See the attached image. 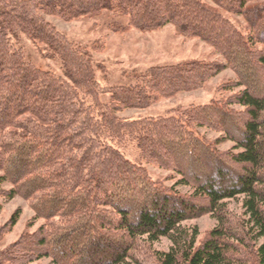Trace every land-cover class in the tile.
Here are the masks:
<instances>
[{
  "label": "trees",
  "instance_id": "1",
  "mask_svg": "<svg viewBox=\"0 0 264 264\" xmlns=\"http://www.w3.org/2000/svg\"><path fill=\"white\" fill-rule=\"evenodd\" d=\"M209 1L0 0V186L6 183L11 187L0 195L24 199L35 219L53 222L49 235H38L36 240L22 237L0 255V264H27L41 256L55 264H129L128 252L141 238L151 243L166 238L171 243L167 252L156 254L158 264H240L228 256L229 239H235L229 231L216 227L197 246L196 228H182L183 222L204 213L219 216L221 203L236 197H243L246 236L254 242L263 240L254 243V258L255 264H264V90L252 94L256 82L243 79L251 71L264 72V3L246 19L252 37L245 39L222 12L242 15L248 0ZM114 10L127 16L134 29L172 25L178 35L203 41L235 73L245 89L231 101L246 109V120L242 131L231 127L235 149L240 152L227 156L228 162L195 139L185 123L118 117L124 109L147 105V97L131 89L108 93L106 105L99 104L94 93L82 94L93 100L88 108L83 109L76 100L79 88L81 93L88 91L86 63L78 49L55 45L52 30L43 23L41 14L70 22ZM20 35L46 44L59 56L64 77L73 89L23 60L20 49L10 45ZM254 44L261 47L260 52ZM239 54L243 66L236 64ZM168 70L173 72L159 74L165 77L159 82L164 90L177 92L193 86L194 74L195 80L207 74L211 77L220 68L191 64ZM203 111L206 114L209 110ZM224 113L210 112L221 117L223 125H231ZM205 114H194L190 122L209 127ZM228 125L222 132L228 134ZM133 141L148 163L170 168L163 158L168 155L181 176L179 184L192 187L193 194L182 197L156 189L143 170L120 151L122 144ZM235 169L237 174H233ZM17 218L18 212L10 218L9 230ZM114 234L120 242L116 246L110 239ZM71 241L79 244L78 252L64 260L62 256L75 248L68 247ZM48 244L55 249L44 252ZM103 252L111 259L102 262Z\"/></svg>",
  "mask_w": 264,
  "mask_h": 264
},
{
  "label": "rangeland",
  "instance_id": "2",
  "mask_svg": "<svg viewBox=\"0 0 264 264\" xmlns=\"http://www.w3.org/2000/svg\"><path fill=\"white\" fill-rule=\"evenodd\" d=\"M14 1L21 3L33 0ZM201 1L210 4L209 0ZM263 3L264 0H248L242 9V15L229 12H222V14L233 30L240 33L245 39L251 38L252 34L247 27L246 19L251 18L256 7ZM41 18L43 23L52 30L55 45L69 50L78 49L82 60L86 63L84 65V69L88 72L86 87L90 92L82 91L81 93V88L76 91V100L83 104V109L93 105V100L87 95L83 96V93H94L99 104L106 105L110 98L108 93H122L123 90L131 89L137 95L147 97V105L124 109L118 114V117L130 121L169 119L185 123L184 127L195 139L209 145L211 152L213 150L216 155L221 154L227 162L229 161L227 156L240 152L235 149L233 138L235 140L236 138L231 127L242 131L246 120V109L232 103L231 100L245 88L239 83L238 77L230 67L226 66L221 56L214 52L209 45L199 39L178 35L172 25L147 31L134 29L129 25L128 17L121 15L116 10L102 13L98 17L80 18L70 22L42 14ZM10 45L15 49H20L23 60L33 68L60 79L73 89L64 77V63L46 44L20 35L18 40L11 41ZM253 47L257 53L260 52L261 47L255 44ZM239 58L240 54L236 64L243 66ZM191 64H199L200 67L211 69L218 67L220 70L214 76L208 77L210 74H207L206 77L196 80L194 74L191 78V81H194L193 86L185 88V90L177 92L172 90L171 92L163 89L159 79L162 80L165 77L159 74L166 73V71L171 74L173 71L168 69ZM154 76L157 77L156 81L153 80ZM246 78L249 82H256L251 90L252 94L258 95L260 94L259 90L260 92L264 90L263 71H251L247 75H243V79L246 80ZM156 88L159 92L156 91ZM196 110H200L203 115L205 114L203 110H209L205 114L206 122L208 125L210 124L209 127L203 123L202 126H199L195 122H190V118L194 114L199 113L201 116V113ZM215 110L225 112L224 114L229 116L227 119L231 125H223L221 117L212 116L210 112H215ZM263 115L261 116L263 117ZM227 125L231 132L228 134L222 132L227 130L225 128ZM120 151L125 159L143 170L156 189L176 192L182 197L193 194L192 187L179 184L181 176L173 169L176 166L172 164L168 155H163L164 159L167 158V164L170 167L165 169L158 167L153 162L148 163L143 160L134 141L122 144ZM237 173L238 171L235 169L233 174ZM10 189L11 187L6 183L0 186V191L4 193ZM242 200L243 197L225 200L221 203L223 209L219 216L213 213H204L195 219L183 222L182 228H196L197 246L202 244L216 227L229 231L235 239H229L231 248L228 251V256L238 260L240 264H255V244H260L263 240L254 242L252 238L246 236L245 225H247L248 218L244 214ZM194 204L204 206L198 201H194ZM17 212L16 224L9 230L7 224ZM51 227H53V222L35 219L31 206L24 199L17 196L7 199L0 195V255H5V252L19 242L22 237L31 236L33 240H36L39 238L38 235H49ZM110 239L114 240L113 246L120 243L116 234ZM170 245L171 243L166 238H160L154 243L147 242L145 238L138 239L128 252L127 262L129 264H158L156 254L167 252ZM71 246L75 248L66 253L64 257L62 256L64 260L78 252L75 251L76 247H79L77 242L71 241L68 247L71 248ZM53 249L55 247L48 244L42 250L46 252ZM57 256H61V254ZM109 259H111V255L103 252L100 260L105 262ZM27 264L55 263L51 258L41 256ZM75 264L88 263L76 262Z\"/></svg>",
  "mask_w": 264,
  "mask_h": 264
}]
</instances>
